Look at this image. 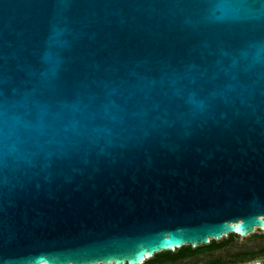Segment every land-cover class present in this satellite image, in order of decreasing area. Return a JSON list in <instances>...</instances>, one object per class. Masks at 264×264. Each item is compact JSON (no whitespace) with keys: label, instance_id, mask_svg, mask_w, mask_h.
<instances>
[{"label":"water","instance_id":"water-1","mask_svg":"<svg viewBox=\"0 0 264 264\" xmlns=\"http://www.w3.org/2000/svg\"><path fill=\"white\" fill-rule=\"evenodd\" d=\"M257 230L264 0H0V264Z\"/></svg>","mask_w":264,"mask_h":264},{"label":"trees","instance_id":"trees-1","mask_svg":"<svg viewBox=\"0 0 264 264\" xmlns=\"http://www.w3.org/2000/svg\"><path fill=\"white\" fill-rule=\"evenodd\" d=\"M257 234V233H255ZM238 235L229 233L218 241L211 239L208 244L192 248L191 245H182L175 251L165 250L154 253L153 256L145 260L142 264H246L250 261H257L264 253V248L259 250H238L229 255H209L201 263L188 261L189 257L195 258L203 252H212L224 248L234 242ZM264 236V235H262Z\"/></svg>","mask_w":264,"mask_h":264},{"label":"rangeland","instance_id":"rangeland-1","mask_svg":"<svg viewBox=\"0 0 264 264\" xmlns=\"http://www.w3.org/2000/svg\"><path fill=\"white\" fill-rule=\"evenodd\" d=\"M257 233V234H255ZM264 230H257L254 233H250L248 236H237L234 239V242L231 243L230 245L221 248L219 250H216L213 252L211 255H229L231 253H234L238 250H259L261 248H264ZM218 241V240H216ZM193 248V247H192ZM202 256V257H201ZM200 259L196 261L197 263L203 262V260L206 259L205 254H201ZM202 259V260H201ZM262 262H264V253L261 255V257L258 259ZM189 261V260H188ZM180 264L181 261H178ZM195 262V261H194Z\"/></svg>","mask_w":264,"mask_h":264},{"label":"flooded vegetation","instance_id":"flooded-vegetation-1","mask_svg":"<svg viewBox=\"0 0 264 264\" xmlns=\"http://www.w3.org/2000/svg\"><path fill=\"white\" fill-rule=\"evenodd\" d=\"M215 251H216V250H214V251H212V252H203V253H201V254H203V255L205 254V257H206V259H207L208 256L211 255V254H212L213 252H215ZM201 254H199V255H198L197 257H195V258L189 257L188 260H189V261H192V262H194V261H198V259H200L199 256H200ZM219 255H221V254H219ZM201 257H202V256H201ZM206 259H205V260H206ZM201 260H202V259H201Z\"/></svg>","mask_w":264,"mask_h":264}]
</instances>
